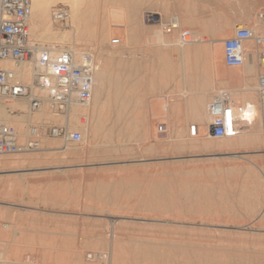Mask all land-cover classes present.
Returning a JSON list of instances; mask_svg holds the SVG:
<instances>
[{
    "label": "rangeland",
    "instance_id": "374dc122",
    "mask_svg": "<svg viewBox=\"0 0 264 264\" xmlns=\"http://www.w3.org/2000/svg\"><path fill=\"white\" fill-rule=\"evenodd\" d=\"M258 11H264V0H87L90 19L83 26H90L72 43L109 58L119 92L116 84L108 86L106 107L100 108L102 99L89 117L68 118L49 108L48 120L32 114V124L43 125L40 147L8 155L20 166L0 172V264H81V257L95 264L96 255L87 253L107 252L112 237L119 264H264V144L244 147L242 138L221 151L231 137L212 139L207 108L200 124L189 110L191 96L207 94L209 103L222 89L232 91L243 110L252 109V99L259 109L258 69L248 77L254 62L230 67L218 51L207 57L202 51L221 38L224 46L235 23L253 25ZM147 12L159 13L164 22L178 15L180 28L148 22ZM59 27L71 30L70 21ZM182 31L190 34L186 41ZM192 71L198 76L194 86ZM113 95H122L120 105ZM53 126L62 133L51 135ZM73 131L81 132L80 141L69 138ZM217 151L245 155L260 168L239 157L215 161L210 153ZM20 156L30 161L22 164ZM207 161L234 166L213 172L204 167Z\"/></svg>",
    "mask_w": 264,
    "mask_h": 264
},
{
    "label": "built area",
    "instance_id": "2783aa9c",
    "mask_svg": "<svg viewBox=\"0 0 264 264\" xmlns=\"http://www.w3.org/2000/svg\"><path fill=\"white\" fill-rule=\"evenodd\" d=\"M32 0H0V103L26 100L28 112L34 114L42 107L55 112H68L73 100L89 103L94 90V58L91 52H84L76 58L68 49H56L42 45L32 38L31 16ZM69 8L55 5L51 18L57 26L68 24ZM256 23L250 25L238 21L235 31L224 41V62L230 67H241L247 61L256 62L260 67L256 90L258 93L259 114L264 131V11L255 15ZM144 20L162 24L165 29H179V24L171 18L163 21L159 13L147 12ZM190 34L182 31V40ZM256 49V53H254ZM36 55L35 76L31 84L15 78L12 71L2 64L13 61L20 65ZM211 121L208 135L213 138L231 137L237 134L239 122L232 94L223 89L216 92L207 107ZM43 128L33 127L30 139L19 141L18 132L13 125L0 123V155H14L37 149ZM41 131V132H40ZM49 133L58 136L62 128L51 127ZM73 141H80L79 131L69 133ZM105 259L106 254H98Z\"/></svg>",
    "mask_w": 264,
    "mask_h": 264
},
{
    "label": "bare ground",
    "instance_id": "6f19581e",
    "mask_svg": "<svg viewBox=\"0 0 264 264\" xmlns=\"http://www.w3.org/2000/svg\"><path fill=\"white\" fill-rule=\"evenodd\" d=\"M86 1L87 0H32V2H33V13H32L31 22H30L31 23V34H32V38L34 40H36L38 43L42 44V45H50L52 47H55L56 49H68V50H70V51L73 52V54L75 55L76 58H78V59L81 58L84 52L80 49V47L78 48L72 42H75V40L77 39L76 37L81 33L82 30H84L83 29L84 26H85V28H88L90 26V25H88V27L86 26L87 25L86 23H87L88 19H90V17H88L85 14V3H86ZM58 3H64V4H67L69 6V11H70L69 21H70V25H71V30H69V31L62 32L61 31L62 29L59 26H57L54 23V21L52 20V18H51L50 11L52 10V7L54 5H56V4H58ZM116 10L118 11V9H116ZM116 10H114V11H116ZM96 11L97 10H95V12ZM108 13H110V12H108ZM115 13L116 12H114V14ZM108 16H110V14ZM108 18L110 19V17H108ZM118 18H119V16H118ZM171 19L174 20V22H177L179 24L178 26L180 27V25H181L180 16L175 15ZM83 21H85V24H86L84 26H83V24H84ZM116 25H118V24H116ZM110 26L112 27V24H110ZM115 28H117V27L115 26ZM108 29H110V28L108 27ZM114 30H116V29H114ZM111 32H113V31H111ZM224 38H225V36H224ZM193 41H195V40H193ZM99 49L100 48H98V50ZM202 49L201 50L204 51V53L206 54V57H207V55H209L208 52H211L212 51L213 56H215L216 52L218 51L217 52L218 53L217 56H218L219 60L223 64L225 63L224 62V46H223L222 38L221 39H218V42L217 43L216 42H213L211 45H206ZM197 50H198V48H197ZM198 54L199 53H197V55ZM92 55H93V58L94 59L97 58L98 56H103V54L101 53V51H98V54H97L98 56H96L95 54H92ZM97 59H99V58H97ZM105 59L106 58H103L102 57L101 59L97 60L96 63L94 62V65H95V67H94L95 70L94 71L95 72H94V90H93V98H92L93 100H91L92 102L90 101V103L82 104V103L78 102L77 100H73L71 102V104H70V107L68 109V112H66L67 115H68V118L71 117V116L77 115L79 113H81V117H82V114H84L83 116L87 115L88 117L91 114H95L96 111H97L98 105H100L99 102H101L102 99H104V100H102L103 101L102 102L103 105L100 108L101 109L102 108H105L106 105L104 107V104H105V101L107 100V97H108V95H106L105 93L108 92L107 91L108 90V86H110L112 84H116L117 85V90L119 92V74H117L116 79H113L111 77L110 71L112 69L111 70L109 69V61L110 60H109V58H108L109 61L108 60H105ZM198 59L197 60L200 61V57ZM211 59L212 58H210V60ZM215 59H217V58H215ZM36 60H37V56L34 55L30 59H28L27 61L23 62L20 65L15 64L13 61H5L2 64L4 65V67L6 69H9L10 71L13 72V74H14V76H15L16 79H18V80H20V81H22L24 83L31 84L32 81H33V79H34V76H35ZM216 61H218V60H216ZM247 62H251V60L250 61H247ZM197 64H199V63H197ZM193 71L190 73V76L189 77H190L191 84L194 86L196 83H198V80H197L198 79V76H196L197 77V79H196L195 74L193 73ZM221 75L223 77H227L226 71L225 72L222 71V74ZM111 89L112 88H110V90ZM114 89H116V88H114ZM225 90H227V89H225ZM227 91H229L231 94L233 93L230 90H227ZM199 92H201V91H193V93L196 94V96H197V93H199ZM114 93H116V92L114 91ZM202 94L199 93V95H202ZM208 94H209V92H208ZM111 95H110V97H111ZM235 95H238V94H235ZM121 96L122 95H116V97H115L113 95V97L115 98V101L117 102L118 105H120L121 102H122L121 101V99H122ZM205 96L202 95V99H198L197 97L192 98L194 96H191V104H190V108H189L190 114L192 115V113H193L194 114L193 116L198 117V119L200 120L199 124L200 123H203L202 120H205L204 119V116L206 117V113H207L206 108H207V104H209L207 100L203 99V97H205ZM187 97H188V95H187ZM199 98H200V96H199ZM205 98H207V97H205ZM110 101H111V99L109 100V104H110ZM112 101H111V103H113ZM106 104H107V102H106ZM241 105H243V104H241ZM107 106H108V104H107ZM110 106L112 107L111 104H110ZM47 108H48L47 105H45L40 110H38V111H36L34 113V114L38 115V119L37 120H40V121L41 120L42 121L44 120L45 121V120H48L49 119L50 113L46 112V109ZM243 108H244V105H243ZM243 108H241L240 102L237 101V98H236L235 109L237 111L238 122H239L238 132H237L236 135L231 136V139H225L224 140L225 142L218 147L219 150L222 151L224 149H232V148H234V144L233 143H236V145H237V142L236 141H238V139H242V138L244 139L243 140V143H242V144H244V147L245 146H252V144L255 143V142H260V144H264V137L261 136V133L262 132L264 133V131H263V128L261 127L262 126V122H260L261 121V118H260V114H259V111H258L259 109L258 108L254 109L252 107H251L252 109H249V107L247 109L245 107V109H247V110H243ZM119 110H120V108H119ZM119 110H118V112H119ZM101 111H103V110H101ZM103 113H105V112L103 111ZM31 116H32V114H30L28 112V104H27V101L26 100H15V101H11V102H2V103H0V123H6V124L13 125L16 128V130H18L17 132H18L19 141L22 142V143H24V142H26V141H28L30 139V135L32 134L31 130H32L33 127L38 128L39 130H40V128H43V125H41V124L40 125H38V124L37 125L36 124H32V117L33 116L32 117ZM77 116H79V115H77ZM100 116L101 115H99V118H100ZM102 116L105 117L104 114ZM91 117H92V120H94L93 119V116H91ZM97 118H98V116H97ZM119 118H117V119H119ZM101 123H103L102 118L96 120L94 126L100 127ZM115 124L117 125V123H115ZM95 130L96 129H93V132ZM41 131H40L41 132L40 136L43 134V130H41ZM97 132H98V130H97ZM97 134H99V132ZM107 136H108V134H107ZM212 139H218L219 140L220 138H213L212 137ZM219 142H220V140H219ZM94 149H95V147H94ZM19 154L21 155V153H19ZM27 155H28V153H27ZM210 155H212L213 158H215V161H216V159H218L221 156L243 158V159H246V160L250 161V163L252 162L255 166H257L258 168H260V166L258 164L254 163L251 159H249L245 155L237 154V152H234V151L233 152H231V151H229V152H220V153H218V151H217V154H215V153L214 154L213 153L211 154L210 153ZM20 157H21L20 162L22 164L25 163V162H27V161H30L29 160V157L30 156H20ZM223 159H225V157ZM228 163H231V162L229 161ZM228 163H227V161L226 162H216V163L215 162L209 163L207 161L206 164L204 165V167L207 170H210V171H213V172H214V169H216V168L218 170L220 168H224V169L225 168H230V169H232L231 167H233L234 165L231 166L232 163L231 164H228ZM176 164H178V166H179V163H176ZM200 164H202V163L200 162ZM19 166H20V164L18 162H16V161L10 160V158H9L8 155H0V172L17 170ZM111 170L114 171L113 169H111ZM225 171H226V169H225ZM201 172H203V170ZM213 172H210V173H213ZM226 172H228V171H226ZM218 173H220V172H218ZM108 246L109 247H108V251L107 252H105V251H91L90 253H87L88 254L87 255L88 258L92 259L94 257V254H95L96 256H95L94 260H97L96 261L97 263L99 262V263H102V264H119V260L117 258L119 256L118 255L116 256L115 243H114V238L113 237H112V240H110ZM118 248H119V246H118ZM122 248L123 247H121L119 251H121ZM174 252H176L175 249H174L173 253ZM101 253L102 254H106L107 257L105 259H99L98 254H101ZM129 256H131V255H129ZM132 256H134V255H132ZM3 257H5V256L3 255ZM126 257H128V256H126ZM82 258L83 257L80 258L81 259L80 263L81 264H84ZM96 262H95V264H97ZM135 262H136V260H135ZM126 264H128V263H126ZM153 264H154V262H153Z\"/></svg>",
    "mask_w": 264,
    "mask_h": 264
},
{
    "label": "crops",
    "instance_id": "0c3cea01",
    "mask_svg": "<svg viewBox=\"0 0 264 264\" xmlns=\"http://www.w3.org/2000/svg\"><path fill=\"white\" fill-rule=\"evenodd\" d=\"M121 43H122V39H121V37H119V45H121ZM253 61H251L250 63H252ZM254 71L253 72H250L249 74H248V77H250V78H254V76H255V69H258V72H257V75H259V72H260V67H259V65L256 63V62H254ZM139 64H137L136 63V68H139ZM142 67H143V65H141ZM121 73V72H120ZM240 80V78L238 79V81ZM238 81H236V83L238 82ZM120 84H122V75H120ZM254 100L252 99V101L250 102V104H249V106L250 107H252V108H256L255 106H256V104L253 102ZM240 102V106H241V108H243V105H241V104H244V103H242L241 101H239ZM38 240H40V241H38V243H41L42 241H41V239L39 238ZM24 243L26 244V242H24L23 240L21 241V243L20 244H22V245H24ZM23 249H25V247L24 246H19V250H23ZM44 258H47L46 256L44 257Z\"/></svg>",
    "mask_w": 264,
    "mask_h": 264
}]
</instances>
